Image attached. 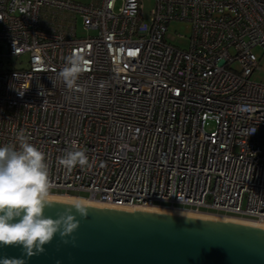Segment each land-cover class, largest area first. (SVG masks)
<instances>
[{
  "label": "built area",
  "instance_id": "2783aa9c",
  "mask_svg": "<svg viewBox=\"0 0 264 264\" xmlns=\"http://www.w3.org/2000/svg\"><path fill=\"white\" fill-rule=\"evenodd\" d=\"M77 19L92 33L76 35ZM171 21L188 23L185 46ZM0 44L28 57L0 60V146L23 130L51 195L264 223V82L250 79L264 0H152L147 13L143 0H0ZM73 52L88 62L81 90L58 78ZM73 140L91 167L69 173L57 158Z\"/></svg>",
  "mask_w": 264,
  "mask_h": 264
},
{
  "label": "water",
  "instance_id": "95a60500",
  "mask_svg": "<svg viewBox=\"0 0 264 264\" xmlns=\"http://www.w3.org/2000/svg\"><path fill=\"white\" fill-rule=\"evenodd\" d=\"M52 202L44 214L55 219L71 201ZM87 206L84 218L72 213L78 228L64 237L57 233L43 253L29 257L21 245H0V262L7 258L24 264H264V226L152 208Z\"/></svg>",
  "mask_w": 264,
  "mask_h": 264
},
{
  "label": "clouds",
  "instance_id": "9594fccd",
  "mask_svg": "<svg viewBox=\"0 0 264 264\" xmlns=\"http://www.w3.org/2000/svg\"><path fill=\"white\" fill-rule=\"evenodd\" d=\"M65 61L58 78L68 90H81L77 82L89 70L87 60L73 52ZM16 139L18 145L0 146V245H21L31 257L43 253L44 246L57 233L64 237L78 228L73 211L84 218L89 209L85 200L74 198L57 218L46 217L45 208L53 206L50 191L53 185L46 155L29 142L23 130ZM57 159L69 173L77 166L91 167L86 150H82L76 140ZM0 264H24V261L5 258Z\"/></svg>",
  "mask_w": 264,
  "mask_h": 264
},
{
  "label": "rangeland",
  "instance_id": "374dc122",
  "mask_svg": "<svg viewBox=\"0 0 264 264\" xmlns=\"http://www.w3.org/2000/svg\"><path fill=\"white\" fill-rule=\"evenodd\" d=\"M72 1L88 4L92 0H72ZM143 4H144V10L147 13L152 5V0H143ZM61 17L65 19V14H63ZM75 25H76V35L78 36L85 35L86 33H92L91 31L86 32L85 30H83L79 19H77ZM168 33L170 36L173 35L174 33L183 35L182 38L175 37L173 41L178 43L179 45L181 44L182 46H185L186 38L189 35V25L184 21H171L168 25ZM254 52L258 56V64L260 66V69L254 71L251 74L250 79L254 81L264 82V52H262V50L259 47H255ZM4 54H5V47L0 44V60L3 63L5 64L10 63L15 67H23V68L26 67V61L28 58L26 54H22L21 56L16 58H7L4 56ZM211 127H212V123L206 125L207 130L210 129ZM69 193L75 194V192L72 191H69ZM79 195H85V194L80 193Z\"/></svg>",
  "mask_w": 264,
  "mask_h": 264
},
{
  "label": "bare ground",
  "instance_id": "6f19581e",
  "mask_svg": "<svg viewBox=\"0 0 264 264\" xmlns=\"http://www.w3.org/2000/svg\"><path fill=\"white\" fill-rule=\"evenodd\" d=\"M52 198H57V199H63V200H67V201H72V199L74 198H78V197H75V196H68V195H52ZM83 199V198H82ZM85 200L87 203H93V204H100V203H95V202H91V201H88L87 199H83ZM130 208H136V207H130ZM137 208H142V207H137ZM149 208H152V209H156V210H167V211H175V212H178V213H185V214H195V215H198V216H210V217H220V218H228V217H223V216H217V215H212V214H204V213H197V212H191V211H186V210H181V209H169V208H166V207H149ZM230 219H235V218H230ZM245 221V220H243ZM249 222V221H247ZM250 223H252L250 221ZM253 224H257V225H260V226H264V223H253Z\"/></svg>",
  "mask_w": 264,
  "mask_h": 264
}]
</instances>
